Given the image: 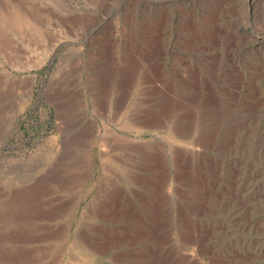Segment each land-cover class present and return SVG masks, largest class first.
<instances>
[{
    "label": "rangeland",
    "instance_id": "obj_1",
    "mask_svg": "<svg viewBox=\"0 0 264 264\" xmlns=\"http://www.w3.org/2000/svg\"><path fill=\"white\" fill-rule=\"evenodd\" d=\"M0 5L41 25H1L0 264H264V0Z\"/></svg>",
    "mask_w": 264,
    "mask_h": 264
},
{
    "label": "bare ground",
    "instance_id": "obj_2",
    "mask_svg": "<svg viewBox=\"0 0 264 264\" xmlns=\"http://www.w3.org/2000/svg\"><path fill=\"white\" fill-rule=\"evenodd\" d=\"M1 6V5H0ZM15 6V5H14ZM13 6V7H14ZM15 9V8H14ZM13 9V10H14ZM6 24H10V25H16L18 28H22V27H30V28H32V29H34V30H36V31H40V33H41V25H39V23L34 19V18H32L31 17V15H29V14H27V13H24V12H22L21 10H19V9H16V10H14L13 12H11V13H7V12H4L3 11V9L0 7V46H4L5 44H6V33L4 34L3 33V28L5 27H3V28H1L2 26L1 25H6ZM7 28V27H6ZM5 28V29H6ZM213 28V27H212ZM214 29V28H213ZM214 31V30H213ZM5 32V31H4ZM215 32H216V30H215ZM215 32H210V31H204L200 36L201 37H203V39H205V41H206V39L207 40H212V39H214V37H215ZM199 35V34H198ZM192 36V35H191ZM216 38V37H215ZM218 38V37H217ZM210 40V41H211ZM208 42V41H207ZM9 43V42H8ZM154 45V44H153ZM6 46V45H5ZM155 46V45H154ZM152 47V49H151V52L150 53H154V48L155 47ZM1 48V47H0ZM3 48V47H2ZM1 48V49H2ZM153 59H151L150 58V60H149V63H148V65H152L151 66V69L150 70H152V74L153 75H155V77H156V73H155V70L157 69L156 67H155V58H154V56H151ZM152 63V64H151ZM157 66V65H156ZM159 70V69H158ZM149 72V71H148ZM150 73V72H149ZM151 76V75H150ZM152 79H154V78H152ZM154 81V80H153ZM185 81H187V82H185ZM184 81V85L187 87V88H189L190 89V95L192 96V98L193 99H196V100H200V101H202L203 103H209L211 100H212V98L211 97H209L208 95L209 94H206V92L203 90V87L202 86H199L198 87V89L197 88H194V86H193V83L190 81V80H185ZM166 83V82H165ZM164 83V84H165ZM163 84V85H164ZM169 86V85H168ZM183 86V85H182ZM156 88V87H155ZM164 88V87H163ZM168 88V87H167ZM197 89V90H196ZM169 90V89H168ZM179 90H180V88H179ZM170 91V90H169ZM186 92V91H185ZM187 93V92H186ZM183 95V94H182ZM187 97V96H186ZM164 99V98H163ZM192 99V100H193ZM171 100V99H170ZM169 99H168V102L170 101ZM191 100V101H192ZM179 101V100H178ZM181 101V100H180ZM179 101V102H180ZM183 101V100H182ZM194 101V100H193ZM162 102V101H161ZM160 102V103H161ZM163 102H164V100H163ZM166 102H167V100H166ZM185 102V101H184ZM199 102V101H198ZM159 103V104H160ZM200 103V102H199ZM163 104H165V103H163ZM180 104V103H179ZM202 104V103H201ZM195 105V104H194ZM181 106V105H180ZM183 108V107H182ZM191 108H194V106L193 107H191ZM146 110V109H145ZM174 110H175V106H174V104H171V105H164L162 108H160V109H158L157 111H152V113H150V111L147 113V115H148V117L150 118V121H152L151 123V127L153 128V129H159V128H163V127H165V126H167L168 125V122L171 120V116H172V114H173V112H174ZM203 111V110H202ZM208 111V110H207ZM183 112V111H182ZM198 113V112H197ZM183 114H184V112H183ZM182 114V115H183ZM189 114V113H188ZM196 115H198V114H196ZM212 115V114H211ZM205 116V115H204ZM142 117V116H141ZM144 117V116H143ZM145 117H147V116H145ZM174 117V116H173ZM172 117V118H173ZM177 117V116H176ZM195 118H197V116H195V114L194 115H192V113H191V115H185V116H179L177 119H176V125H174V128H172L174 131V133L176 134L175 135V137L178 135V137H190L191 136V134L193 133V130H194V124H195ZM207 118V117H206ZM215 118V117H214ZM204 121V120H203ZM209 121V120H208ZM138 122V121H137ZM146 122V121H145ZM175 122V121H174ZM196 122H197V120H196ZM130 123V122H129ZM136 123V122H135ZM198 123V122H197ZM137 124V123H136ZM170 124H171V122H170ZM200 124V123H199ZM149 125V124H148ZM205 125V124H204ZM206 127V126H205ZM199 128H201V127H199ZM198 127H197V129H199ZM202 128H203V126H202ZM135 129V128H134ZM148 129V128H147ZM169 129H170V127H169ZM195 131V130H194ZM218 131V130H217ZM196 132V131H195ZM214 132H215V125L214 124H212V125H210V126H208L207 128H204V130L202 131V133L200 134V137H202V138H204V141H206L209 137H213V134H214ZM197 133V132H196ZM216 133V132H215ZM194 135V134H193ZM196 137V136H195ZM174 138V137H173ZM202 138H201V140H202ZM177 140V139H176ZM203 141V140H202ZM195 149V151H196V153H197V156H200V149H199V147L198 148H194ZM193 152V151H192ZM177 153V152H176ZM179 153V152H178ZM189 153V152H188ZM175 154V153H174ZM190 154V153H189ZM192 154V153H191ZM176 155V154H175ZM180 155V154H179ZM182 155H183V153H182ZM187 155V154H186ZM193 155V154H192ZM192 155H191V157H192ZM194 156V155H193ZM189 157V156H188ZM176 158V157H175ZM176 161V160H175ZM180 162V161H179ZM177 163V162H176ZM180 164V163H179ZM185 165H186V162H185ZM184 165V166H185ZM188 165V164H187ZM183 166V167H184ZM187 167V166H186ZM167 169V168H166ZM189 173H191L190 171H189ZM184 177V176H183ZM189 177V176H188ZM190 179V178H189ZM138 180V179H137ZM34 197V196H33ZM19 199V198H18ZM223 207V206H222ZM146 215V214H145ZM142 216V215H141ZM148 216V215H147ZM151 217V216H150ZM149 217V218H150ZM141 220H142V218H141ZM140 220V221H141ZM151 221V220H150ZM143 222V221H142ZM162 223V222H161ZM156 224H158V223H156ZM151 225V224H150ZM152 226V225H151ZM158 227V226H157ZM141 228V227H140ZM144 228V227H143ZM149 228V227H148ZM153 228V227H152ZM151 228V229H152ZM192 228V227H191ZM157 230V229H156ZM155 230V231H156ZM140 231H142V229L140 230ZM166 231H164V233H165ZM121 233V232H120ZM147 233H148V236L147 237H149L148 239H151V238H153V237H157L162 243H164V245L165 244H169V242L171 241V239H170V237L168 236V235H166V236H161L160 234H158V235H155L154 233V231H150L149 229H148V231H147ZM185 233V232H184ZM127 234V233H126ZM136 234H138V233H136ZM136 234H134V235H136ZM134 235H132V236H126V235H122V234H120V235H118V237H116L120 242H122V241H127V242H129L131 239H133L135 236ZM147 235V234H146ZM137 236H139L140 237V235H137ZM198 236V235H197ZM115 237V236H114ZM146 237V236H145ZM192 237V236H191ZM195 237V236H194ZM156 238V239H157ZM199 238H201V237H199ZM91 239V238H90ZM157 239V240H158ZM134 240V239H133ZM156 240V241H157ZM193 240V239H192ZM194 240H195V238H194ZM200 240V239H199ZM198 240V241H199ZM155 241V242H156ZM109 242V241H108ZM131 242V241H130ZM197 242V241H196ZM199 244V243H198ZM159 246V245H158ZM198 246V245H197ZM160 247V246H159ZM171 247V246H170ZM153 248H154V246H153ZM162 248V247H161ZM200 248V247H199ZM201 248H204V247H201ZM197 249V248H196ZM206 249V248H205ZM205 249H201V250H199V249H197V251H193V252H189L188 254H184V256H185V259L186 260H189V261H196L197 263H199V261H197L196 259H198V258H200L205 252L203 251V250H205ZM167 251H168V249H167ZM99 253V252H98ZM135 253V252H134ZM153 253V252H152ZM164 253V252H163ZM166 253V252H165ZM208 253V252H207ZM207 253H205V254H207ZM151 254V253H150ZM169 255H170V253H168ZM149 255V254H148ZM155 255H157L156 254V252H155ZM165 255V254H164ZM211 255V254H210ZM168 256V255H167ZM214 257V256H213ZM213 257L211 256V258L213 259ZM137 258V257H136ZM143 258V257H142ZM146 258V257H145ZM155 258V257H154ZM168 260V259H167ZM161 261V260H160ZM25 262V261H24ZM147 262V261H146ZM146 262H145V264H146ZM154 264H161V263H158L157 261L155 262V260H153L152 261ZM152 263V264H153ZM129 264H131V263H129ZM140 264V263H139ZM151 264V263H150ZM164 264H165V261H164ZM168 264H170V263H168ZM200 264V263H199Z\"/></svg>",
    "mask_w": 264,
    "mask_h": 264
}]
</instances>
